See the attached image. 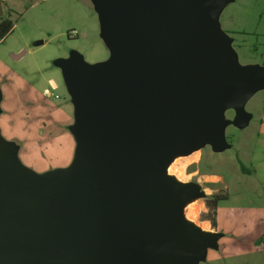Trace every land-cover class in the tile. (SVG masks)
I'll use <instances>...</instances> for the list:
<instances>
[{
	"label": "water",
	"instance_id": "95a60500",
	"mask_svg": "<svg viewBox=\"0 0 264 264\" xmlns=\"http://www.w3.org/2000/svg\"><path fill=\"white\" fill-rule=\"evenodd\" d=\"M100 1L114 57L74 87L72 166L29 173L0 139V264H199L216 245L182 216L196 186L165 168L205 140L221 148L215 111L264 88V66L228 47L225 0Z\"/></svg>",
	"mask_w": 264,
	"mask_h": 264
},
{
	"label": "rangeland",
	"instance_id": "374dc122",
	"mask_svg": "<svg viewBox=\"0 0 264 264\" xmlns=\"http://www.w3.org/2000/svg\"><path fill=\"white\" fill-rule=\"evenodd\" d=\"M100 2H9L12 10L8 12L15 27L0 42V139L7 143L29 173L49 174L67 169L72 166L77 149L62 135V154L58 157L46 150V142L41 140L33 152L30 146L24 150L27 147L24 142L10 136L15 133L23 137L21 128L9 124L11 117L19 120L16 125L22 126L24 112L19 110V115L14 112V117H3L6 105L2 84L8 82L10 85L14 72L28 79L32 86H11L12 95L7 105H14L15 91L28 89L31 97L43 99L38 90L43 95L49 90L48 109L52 105H67L63 111L71 112L75 119L64 128L77 142L74 128L78 98L74 87H88V69L108 63L114 57V49L102 25ZM216 21L227 34V45L240 65L264 66V0H225ZM21 53L20 58L14 57ZM243 112L247 117L240 124L238 120ZM214 121L221 148L216 150L213 143L205 140L199 149L182 150L171 159L167 174L179 186H196L199 195L185 200L182 216L186 222L207 230L210 222L201 218L207 210V188L209 195H228L218 205L221 210L217 243L208 248L199 264H264V241L259 245L252 242L258 237L264 240V88L254 91L242 107L228 102L221 104L215 111ZM69 134L66 136L70 137Z\"/></svg>",
	"mask_w": 264,
	"mask_h": 264
},
{
	"label": "crops",
	"instance_id": "0c3cea01",
	"mask_svg": "<svg viewBox=\"0 0 264 264\" xmlns=\"http://www.w3.org/2000/svg\"><path fill=\"white\" fill-rule=\"evenodd\" d=\"M12 0H0V19L2 17H5L8 15V10H12L11 7H8L9 2ZM23 55L21 53L20 55H15L14 57L16 59L20 58ZM244 66V65H243ZM9 71V70H8ZM11 76L14 78V81H11L10 85H8V82H4L3 88H4V100H5V111L6 113L3 115L5 116H13L14 112L19 115V110H23V119L21 120L22 126L16 125L19 120H14L10 117L9 124L13 127H19L22 131V136H18L15 133L11 134L10 136L14 139L21 140L24 142L23 145L27 146L24 148V150H28L29 146L31 148L30 152H33L35 148L39 147V142H46L47 149L49 152L55 156L58 157L60 154H62V147H63V136L72 141V147L74 149L78 147V141H75V137L72 136V134H69L66 129L64 128V125H69L74 122V116L72 113H65L63 109L67 107V105H59V106H51V109H48L47 99L48 98V92L49 90L45 91V94L43 95L38 90V93L42 95L43 99H40L38 97H31V91H15V97H14V105H7L6 101L9 99V97L12 95V90L10 89L11 86L18 85L19 87L21 84H24V87L27 88L28 84L30 85V88H32L30 81L28 79H25L23 76H19L15 74L14 72L11 74ZM9 87V88H8ZM21 88V87H20ZM41 102H40V100ZM4 106V105H3ZM38 106L39 108H35ZM32 108V110H30ZM35 108V109H34ZM16 115V116H17ZM16 121V122H15ZM71 135L70 137L66 135ZM63 135V136H62ZM41 140V141H40ZM49 143V144H48ZM76 146V147H75ZM69 151V150H68ZM77 153V152H76ZM205 176V175H204ZM206 175L205 177H207ZM216 179H220L218 176H213ZM209 188H207V193L209 195ZM206 193V192H205ZM220 206V205H219ZM218 206L217 209V227L213 228L210 223H207V227L209 230V234H215L217 236L219 227H220V221H219V215L221 208ZM218 237L216 238L217 243ZM255 242V244H263L264 241L261 239V237L256 238L255 240H252V242ZM208 252V250H207Z\"/></svg>",
	"mask_w": 264,
	"mask_h": 264
},
{
	"label": "trees",
	"instance_id": "16d2710c",
	"mask_svg": "<svg viewBox=\"0 0 264 264\" xmlns=\"http://www.w3.org/2000/svg\"><path fill=\"white\" fill-rule=\"evenodd\" d=\"M15 22L11 18V13L0 19V42L13 32ZM243 169H245L243 167ZM228 198L227 193H212L205 198L207 210L202 213V220H207L213 228L217 227V209L221 201Z\"/></svg>",
	"mask_w": 264,
	"mask_h": 264
},
{
	"label": "bare ground",
	"instance_id": "6f19581e",
	"mask_svg": "<svg viewBox=\"0 0 264 264\" xmlns=\"http://www.w3.org/2000/svg\"><path fill=\"white\" fill-rule=\"evenodd\" d=\"M169 166H171L170 165V162L168 163V165L166 166V168H165V172H166V174H167V172H168V169H169ZM168 175V174H167ZM169 176V175H168ZM169 177H171V176H169ZM190 222V221H189ZM192 223V222H191ZM193 225H195L196 227H198L200 230H202L204 233H209V231L207 230V229H205V228H202L201 226H199L198 224H195V223H192Z\"/></svg>",
	"mask_w": 264,
	"mask_h": 264
},
{
	"label": "built area",
	"instance_id": "2783aa9c",
	"mask_svg": "<svg viewBox=\"0 0 264 264\" xmlns=\"http://www.w3.org/2000/svg\"><path fill=\"white\" fill-rule=\"evenodd\" d=\"M76 33V32H75ZM48 95L50 94V92L47 93Z\"/></svg>",
	"mask_w": 264,
	"mask_h": 264
}]
</instances>
